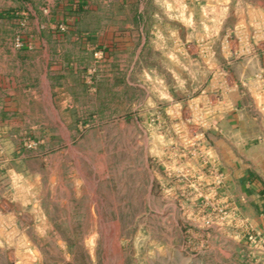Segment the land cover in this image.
<instances>
[{
  "label": "rangeland",
  "instance_id": "obj_1",
  "mask_svg": "<svg viewBox=\"0 0 264 264\" xmlns=\"http://www.w3.org/2000/svg\"><path fill=\"white\" fill-rule=\"evenodd\" d=\"M248 119L264 0H0V264H257Z\"/></svg>",
  "mask_w": 264,
  "mask_h": 264
},
{
  "label": "crops",
  "instance_id": "obj_2",
  "mask_svg": "<svg viewBox=\"0 0 264 264\" xmlns=\"http://www.w3.org/2000/svg\"><path fill=\"white\" fill-rule=\"evenodd\" d=\"M246 123L236 120L231 125L237 139L222 141L229 150V161L223 180L231 191L230 198L239 204V212L246 226L264 237V128H248ZM255 254L257 264H264V246Z\"/></svg>",
  "mask_w": 264,
  "mask_h": 264
},
{
  "label": "built area",
  "instance_id": "obj_3",
  "mask_svg": "<svg viewBox=\"0 0 264 264\" xmlns=\"http://www.w3.org/2000/svg\"><path fill=\"white\" fill-rule=\"evenodd\" d=\"M248 238L253 239V241H258L260 244H264V237L259 236L258 233L251 234Z\"/></svg>",
  "mask_w": 264,
  "mask_h": 264
}]
</instances>
